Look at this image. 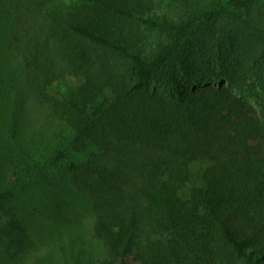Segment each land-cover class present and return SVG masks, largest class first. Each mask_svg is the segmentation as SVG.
Wrapping results in <instances>:
<instances>
[{"label":"trees","instance_id":"obj_1","mask_svg":"<svg viewBox=\"0 0 264 264\" xmlns=\"http://www.w3.org/2000/svg\"><path fill=\"white\" fill-rule=\"evenodd\" d=\"M14 20L27 92L85 154L67 167L99 264L142 250L147 264H264V0H16ZM213 75L228 83L158 90ZM198 158L209 165L183 199ZM5 195L20 253L34 241Z\"/></svg>","mask_w":264,"mask_h":264},{"label":"rangeland","instance_id":"obj_2","mask_svg":"<svg viewBox=\"0 0 264 264\" xmlns=\"http://www.w3.org/2000/svg\"><path fill=\"white\" fill-rule=\"evenodd\" d=\"M15 1L0 0V192H6L2 205L15 208L34 244L15 253L2 233L6 223L2 216L0 264H99L106 251L92 234L91 201L73 185L67 167L85 154L70 147L73 132L54 116L51 105L36 102L24 86L22 61L13 44ZM227 83L217 75L199 82L180 78L173 89L158 90L176 94ZM231 90L255 104L240 89ZM59 149L66 150V158L53 164ZM208 165L206 158L190 163L188 180L178 189L181 198H189L191 189L202 184ZM127 264H147V256L143 250L136 252Z\"/></svg>","mask_w":264,"mask_h":264}]
</instances>
